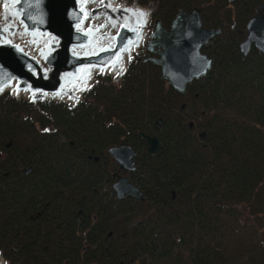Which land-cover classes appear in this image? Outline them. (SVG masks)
<instances>
[{"label":"trees","instance_id":"16d2710c","mask_svg":"<svg viewBox=\"0 0 264 264\" xmlns=\"http://www.w3.org/2000/svg\"><path fill=\"white\" fill-rule=\"evenodd\" d=\"M205 1L127 0L152 6L149 25ZM252 7L210 5L203 23L220 34L184 94L141 53L117 84L96 76L74 105L0 94L7 264H264V54L243 57L229 27L242 28ZM139 132L158 138L152 155ZM121 143L136 152L125 174L142 200L110 188L118 169L105 150Z\"/></svg>","mask_w":264,"mask_h":264},{"label":"water","instance_id":"95a60500","mask_svg":"<svg viewBox=\"0 0 264 264\" xmlns=\"http://www.w3.org/2000/svg\"><path fill=\"white\" fill-rule=\"evenodd\" d=\"M88 1L3 0L0 5V94L12 88L28 93L31 102L46 100L47 96H57V93L73 100L70 89L87 77L90 69L106 68L114 64L125 49L133 45L139 47L147 19L138 12L128 15L127 10L110 8L104 3L103 8H90ZM100 10L111 19H122L107 43L97 40V27L85 25V21ZM245 32L238 44L240 53L246 56L253 47L264 54V13L251 18ZM218 34V29L201 26L197 9L188 13L179 11L168 30L155 20L146 49L157 48V56L150 60L159 66L160 78L174 91L184 94L187 83L209 69L211 59L200 50ZM32 48L36 56L29 52ZM85 91L87 89L82 92ZM138 135L146 142L145 152L155 153L158 138L142 132ZM105 154L119 170H136V152L130 145L110 146ZM30 170L28 167L22 171L26 174ZM110 188L117 199L142 200V192L128 176L115 174Z\"/></svg>","mask_w":264,"mask_h":264},{"label":"rangeland","instance_id":"374dc122","mask_svg":"<svg viewBox=\"0 0 264 264\" xmlns=\"http://www.w3.org/2000/svg\"><path fill=\"white\" fill-rule=\"evenodd\" d=\"M93 2L90 3V8H103V3L106 4L108 7L110 8H123L125 10H127V14L129 15H134L137 11L136 9L138 8V5L135 4L134 2H127V0H92ZM3 0H0V5L2 4ZM151 5H148V6H144L142 7L141 9H143V13H145V19H147L149 17V13L151 11ZM143 15V16H144ZM92 17V16H91ZM89 17L88 18V21H87V25L89 26H92L93 28L96 29V27L98 28V31H97V35L96 37L101 41V43H107L108 41H110V36L116 32V29H117V26H118V23L120 21H122V19L118 18V17H115V18H110L107 16V14L104 12V10H100L99 13L95 16H93L92 18ZM143 39L142 41L140 42V47L137 48L136 52L133 53V54H137L139 52H141L140 50L142 49L143 45H144V37L146 35V30L143 31ZM17 41H20L18 39V37L16 38ZM142 54V53H141ZM133 58V55L131 56V58L128 60L130 61L131 59ZM127 61V62H128ZM125 70V68H124ZM124 70H119V71H116L115 73H112V74H98L96 73L94 75V78L92 79L90 85H89V88L92 86V84L96 81V76H108V78L110 79V81H112L114 84H117L119 82V79L121 77V75L123 74ZM5 91H8L10 92L12 95L16 96V97H23V98H27L29 99V95L28 93L26 92H16L14 91L12 88H8L6 89ZM81 96V94H80ZM79 96V97H80ZM52 96H47L46 99H51ZM80 98L78 99H65L64 101L62 100H54V101H62V102H65L66 104H69V105H74L78 102ZM264 238V237H263ZM4 263V264H7L1 257H0V263Z\"/></svg>","mask_w":264,"mask_h":264},{"label":"flooded vegetation","instance_id":"af4514ba","mask_svg":"<svg viewBox=\"0 0 264 264\" xmlns=\"http://www.w3.org/2000/svg\"><path fill=\"white\" fill-rule=\"evenodd\" d=\"M249 1H251V3H252V5H253V7H252V9H251V11H250V14H249V16L246 18V20H245V23H244V26L242 27V28H237L236 26H235V24H234V22L233 21H230L229 22V27H230V29L233 31V32H235V34H237L238 36H239V38H240V41H239V43L244 39V36H245V34H246V32H245V26H246V24H247V22L251 19V18H253V17H256V16H259L260 14H262V13H264V0H240V2L242 3V4H246V3H248ZM211 4H215V0H207V2L205 1V2H203L202 4H200L199 6H194V7H191L189 10H183V9H178V11L176 12V13H178L179 11H182V12H184V13H188V12H190L191 10H193V9H197V11H198V14H199V18H200V21H201V26L203 27V28H205V29H218L219 30V34H220V29L218 28V27H212V26H206L204 23H203V20H207V19H209L210 17H211V10H209L210 9V5ZM207 5H208V10H206V7H207ZM111 10H113V9H111ZM105 12H109L108 10H106L105 9ZM175 13V14H176ZM175 14L173 15V17L175 16ZM172 17V18H173ZM149 18H150V13H149ZM172 18L169 20V22L166 24V25H163L162 23H161V21H159V23H160V25H161V27L164 29V30H168L169 29V25H170V22H171V20H172ZM155 20L156 19H153L152 20V24L151 25H149L148 23H149V19H148V21H147V23H146V25H145V29L144 30H146V35H145V37H144V40H145V42H144V45H143V47H142V49L140 50L141 52H139V53H142V55H143V60H149V61H151L150 60V58L151 57H156L157 56V48L155 47V46H153L152 47V50H148V49H146V44H147V42H148V40H149V35H150V32L152 31V29H153V27H154V22H155ZM218 34V35H219ZM218 35H216V36H218ZM215 36V37H216ZM214 37V38H215ZM213 38V39H214ZM213 39H211L206 45H204V46H202L201 47V53H203V54H205L207 57H209L210 59H211V57L204 51V49L208 46V44L213 40ZM238 43V44H239ZM140 47V46H139ZM253 47H251L250 48V50L252 49ZM255 49V48H254ZM239 50V49H238ZM250 50H249V52H250ZM258 51V50H257ZM240 52V51H239ZM248 52V53H249ZM242 55V54H241ZM243 56V55H242ZM244 57V56H243ZM152 62V61H151ZM112 160V159H111ZM113 161V160H112ZM114 162V161H113ZM115 163V162H114ZM116 164V163H115ZM116 166H117V164H116ZM117 169H118V166H117ZM122 170H117V174H119L120 172H121ZM115 177V176H114Z\"/></svg>","mask_w":264,"mask_h":264},{"label":"bare ground","instance_id":"6f19581e","mask_svg":"<svg viewBox=\"0 0 264 264\" xmlns=\"http://www.w3.org/2000/svg\"><path fill=\"white\" fill-rule=\"evenodd\" d=\"M92 2H93L92 0L88 1V4H87L88 7L90 6V3H92ZM141 8L142 7L138 6V8L136 9V11L138 13H140V14L144 12L143 9H141ZM144 14L145 13H143V15ZM144 18H145V15L143 16V19ZM87 21H88V19L85 21V25L89 26V25L86 24ZM90 27H92V26H90ZM18 39L20 40V38H18ZM142 39H143V35L141 36V39H139V43L142 41ZM97 40H99V39L97 38ZM99 42H101V41L99 40ZM139 43H138V45H139ZM137 48H138L137 45L136 46L133 45V46L125 49L121 53V55L119 56L118 60L114 64H112V65H110V66H108L106 68H101V69L100 68H92V69H90L87 72L88 76L84 77V79L79 84H77L72 89H70V92H71L70 95L72 96L71 98L78 99L80 94L82 93V91L86 90L87 88H89V85H90V83H91V81L94 78V75L96 73H98V74H112V73H115L116 71L124 70V68H126L127 61L131 58L133 53L136 52ZM29 52L32 55L36 56V52H35L34 48L29 49ZM51 98L53 100H62V101H64L65 99L69 98V96H67L66 94H60V95H57V96H52ZM0 264H4V263L1 262Z\"/></svg>","mask_w":264,"mask_h":264},{"label":"snow or ice","instance_id":"6c2138e0","mask_svg":"<svg viewBox=\"0 0 264 264\" xmlns=\"http://www.w3.org/2000/svg\"><path fill=\"white\" fill-rule=\"evenodd\" d=\"M140 15L142 16V15H143V13H141ZM57 95H58V93H57Z\"/></svg>","mask_w":264,"mask_h":264}]
</instances>
